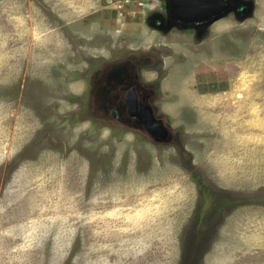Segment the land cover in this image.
<instances>
[{
  "label": "rangeland",
  "instance_id": "1",
  "mask_svg": "<svg viewBox=\"0 0 264 264\" xmlns=\"http://www.w3.org/2000/svg\"><path fill=\"white\" fill-rule=\"evenodd\" d=\"M165 1L0 0V264H264V0ZM126 63L181 148L100 119Z\"/></svg>",
  "mask_w": 264,
  "mask_h": 264
},
{
  "label": "flooded vegetation",
  "instance_id": "2",
  "mask_svg": "<svg viewBox=\"0 0 264 264\" xmlns=\"http://www.w3.org/2000/svg\"><path fill=\"white\" fill-rule=\"evenodd\" d=\"M213 1L217 2V4L215 3L207 15L203 16L201 20L197 21H182L177 19L173 10L174 0H166L164 8L166 9L167 7V15L172 19V24L177 28L184 29L185 31L193 30L199 32H204L207 26L212 25L216 20L214 18H216L218 15H221L222 18L224 15L232 13L237 18H243L249 15L251 12L249 10L251 5L248 6L249 1L247 0ZM103 74L104 77H106L105 86L103 89L104 94L102 96V100L101 98H98V100L101 101L100 109L102 116L100 119L104 120L105 116H103V113L105 114V110L108 108V110L110 109L109 114L111 119L123 120L125 122L127 121L126 124L133 123L134 127H137L135 130L146 131L145 129H147L154 132V135H150L148 133L146 135L155 145H170L173 143L172 139H178L177 144H174L173 146L177 149L181 148L179 135L174 133V131L171 129L170 117H168V115L162 111L159 105L154 104L152 100L158 96L155 95L154 97L153 93H149L148 89H145L140 85L137 64H112L109 68L103 71L102 75ZM135 82L137 84H135ZM89 87L90 86L87 85L86 87L85 85L84 90L80 95H85L86 98V94L89 93ZM95 89L96 88L93 86L91 87V91L94 90L92 93H95V95H98V97L101 96ZM158 123H161L162 125H159ZM162 126L167 131V134L165 135L166 137L164 138L165 140L160 139L161 136H159V131ZM193 250L198 251V249L195 248Z\"/></svg>",
  "mask_w": 264,
  "mask_h": 264
},
{
  "label": "water",
  "instance_id": "3",
  "mask_svg": "<svg viewBox=\"0 0 264 264\" xmlns=\"http://www.w3.org/2000/svg\"><path fill=\"white\" fill-rule=\"evenodd\" d=\"M174 15L177 17V19L182 20V21H187V20H201L203 16H206L207 13L211 10L213 5L217 2H214L213 0H174ZM251 4L249 3L248 6ZM250 11L252 10L251 8L249 9ZM221 15H218L214 19L220 18ZM150 124V123H148ZM159 125H162L161 123H158ZM148 128V127H147ZM148 134L154 135V132L147 130ZM167 134V131L165 128L162 126L160 131H159V136L160 139L165 140L164 138L166 137L165 135Z\"/></svg>",
  "mask_w": 264,
  "mask_h": 264
}]
</instances>
